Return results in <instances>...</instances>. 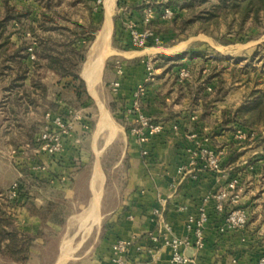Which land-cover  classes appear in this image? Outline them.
<instances>
[{
	"label": "crops",
	"instance_id": "crops-1",
	"mask_svg": "<svg viewBox=\"0 0 264 264\" xmlns=\"http://www.w3.org/2000/svg\"><path fill=\"white\" fill-rule=\"evenodd\" d=\"M118 1L120 0L115 1L114 7L118 6ZM123 1L126 5L124 10H128L126 15L132 18L113 26L112 38H116L119 44L117 48L113 46V49L118 58L111 59L109 69L107 63L105 64L102 75L106 80L107 90L112 91L116 97L115 107L123 121L116 137L112 139L109 137L103 148L99 149L97 145L99 136L96 139L99 121L92 129L93 123L90 120L85 121L80 114L82 118L75 121L74 132L65 140L63 149L55 158L42 156L43 162L47 165L46 169L33 170L34 147L32 148L30 142L25 140L18 148L12 129L0 125V188L4 189L0 191V199L1 194L3 192L6 194L7 189H10L12 183L17 180L18 173L23 176L32 174L46 183V188L39 190L44 194V198L35 196V192H38L36 189L28 194L24 192L23 209L17 206L18 197L11 199L8 196L10 213L20 218L19 229L35 238L26 264H58L68 243L66 240L68 233L65 230L69 226L68 223L76 219L75 214L83 215L85 212L93 221L91 230L95 229V233L90 234L93 242L87 245L85 240H80L73 251L82 252L86 246L84 254L81 253L74 260L66 258L63 264H112V243L119 237L142 238L156 231L160 219L156 212L158 209L168 221L172 236L184 238L188 231L185 224L186 213L181 207L188 205L191 212L198 213L204 204V197L215 188L225 186L236 176L240 178L243 188L241 203L250 211L247 226L240 231L222 233L220 231L222 216L215 211L210 201L206 205L211 217L206 229V246L188 252L197 264H258L259 257L264 254V125L251 128L253 136L246 140L247 143H237L235 133L230 136L226 132L222 116L223 111L228 113L230 109L242 104L240 98H232L235 87L231 88L223 100L215 101L212 108L206 110L204 96L211 95V87L206 84L203 91V81L210 68L205 67L198 77V64L192 60L189 76L181 79L182 65L188 57L180 58V55L184 54L180 49L179 52L153 57L156 69L151 80L146 81L147 68L144 57L152 54L146 53V49L154 47H146L143 51L121 50L131 45L132 26H138L137 22L143 26L142 0ZM103 25L94 42L95 54L101 51L97 43ZM81 76L87 82L83 72ZM116 82L120 83L117 91L114 90ZM217 83L218 80L215 79L211 86L216 87ZM141 84L145 87V92L141 97H136L135 90ZM226 85L233 86L232 81L226 79ZM87 89L90 93L88 82ZM136 105L139 108L138 112L164 122L167 128L164 133L153 137L143 147L135 144L130 133V124L136 115L134 110ZM62 109L66 113L76 111L66 105L62 106ZM131 109L133 110L129 112ZM174 125L178 128L173 129ZM193 132L198 133L196 141L187 136ZM229 142H232L233 150L228 153L222 171L218 173L203 168L201 161L194 160L187 150L195 144L218 148ZM114 147L119 149L114 160L107 166L100 158L102 151L105 150L107 154ZM143 150L149 153L145 155ZM18 157H21L19 162L23 163L21 169H18ZM98 164L105 175L99 213L95 210L93 193V185L96 189L94 173ZM181 166L185 167L184 173L178 170ZM87 171L88 178L83 176ZM85 179L88 180V189L84 183ZM83 188L88 191L90 188L92 197H88V192L85 197L73 194ZM76 197L87 199L88 203H84L76 211L70 207L68 213L62 217L61 223L50 219L44 221L38 213L30 209L32 203L39 207L46 206L50 199L57 202L62 200L63 202H60L63 207L67 203L70 206H78L80 199ZM93 214L96 217H93ZM79 229L74 234L76 238L86 233L84 230L81 233L82 229ZM50 230L57 233V236H51ZM55 239L59 241L58 248H54ZM52 247L54 250L50 253ZM162 254V261H151L147 253L141 255L133 250L130 263L173 264L169 247H165ZM234 259H237V263ZM0 264L17 263L0 255Z\"/></svg>",
	"mask_w": 264,
	"mask_h": 264
},
{
	"label": "rangeland",
	"instance_id": "rangeland-1",
	"mask_svg": "<svg viewBox=\"0 0 264 264\" xmlns=\"http://www.w3.org/2000/svg\"><path fill=\"white\" fill-rule=\"evenodd\" d=\"M54 4L57 3V5L53 8H45L47 0H0V14H3L6 10V5H9L10 7H15L18 10L22 11H28L29 16L28 18H24L22 22H17V21H12L8 27L9 31H12V42L16 43V45H20L23 41L27 44L30 45L31 47L36 46V40L39 36L43 37L44 32L41 29H38L37 34H32L31 31L28 29L30 25L37 24L41 19H42V11H46L50 17L59 20V22L63 24H67L73 29H77L79 32H84V37L79 38L75 45L78 46L79 48H82V45L87 44V53H86V61L81 65V73L83 72L85 68V64L87 60H90L94 58L98 53L95 54L93 51L94 47V42L96 39V36L99 32L95 31L97 27L101 28L103 23L105 22L106 19V3L105 0H51ZM148 0H142V24L143 26H140L137 22L139 29H152L157 35L160 36V42L159 44L152 43V47L157 48L152 51H147L146 53H152L148 54L144 57V64L146 65V71H147V78L148 80H151L149 76V71H148V61L151 59V57H160V54H169V53H174V52H179L178 49H174L172 51H168L170 47L176 46L181 43H185L183 45V48L180 49L181 53H184L188 57L186 60L185 64L182 66V70H190V61L194 60L198 64V68H201V66L204 67H213L216 66L217 69L223 70L224 67L229 65V69L226 71L224 69V77L226 79H229L230 81L233 80L234 77V72H236V79H238L236 82L237 84H233L234 88V94L232 98L238 97L242 101V103L245 100V95H249V92L251 91V87L253 86L254 82H250L247 84H244L243 81H239V78L245 79L243 76H240L239 71L242 70L241 72L245 71V69H248V72L250 73V77L253 80L255 78V72L260 73L259 77V83L260 88H264V31L261 28H256L255 26H251L248 28L245 34L242 35L244 38L242 41L238 40L234 36H228L227 38L222 36L223 33V28L222 30H219L216 32L215 36L208 35L203 32H198V28L194 27L193 30L187 32L186 34H178V31L176 30V21L181 22V20L184 18L186 12L188 11L186 8V4L188 3L189 0H169L170 2V8L172 9L173 12V17L171 19H165L161 17L160 15L156 16L153 22L148 23L147 25L144 20L145 16V8L147 5ZM152 3L158 4L162 3L165 0H149ZM118 6L115 5L113 13H112V19H113V26L117 23H120L126 19H130L129 15H126L128 10H124L125 8V2L123 0H120L117 2ZM129 19L127 21H129ZM198 32V33H197ZM54 36L60 37L58 32L56 34H53ZM218 36V38H216ZM91 37H94L91 40ZM230 39V40H229ZM178 40L176 43L172 44L173 41ZM223 41H228L230 43L225 44ZM32 44V45H31ZM111 45L112 47L114 46L117 48L118 40L116 38H111ZM29 48L30 56L28 59L25 60V63L28 65L30 68V71L32 72L33 70V60H34V52L32 51V48ZM148 47V46H147ZM146 47L142 48H136L132 45L129 44L125 49L127 52H132V51H143ZM168 49V50H167ZM120 50V52H122ZM178 50V51H177ZM143 54V53H142ZM180 54V53H179ZM178 56V55H177ZM185 56V57H186ZM121 57V56H120ZM118 55H115L114 53L109 55L106 59L107 63V68H111L110 64L111 59H117ZM192 58V59H191ZM152 65H153V71L155 72V59L153 58L152 60ZM186 65V66H185ZM249 65V66H248ZM250 67V68H249ZM232 69H236L232 73ZM180 72V75H181ZM246 74H244L245 76ZM146 78V81H147ZM248 78V77H247ZM38 79L40 82L45 83L44 85L46 86L45 90H41L42 88H37L33 89L31 87V91L34 93L33 97L36 99V105L31 106L27 110L24 109V107H19L17 109V118L15 120H10V123L12 125H15V130H14V138L16 140V145L19 148L24 141L30 142L32 148L34 147L37 148L36 146V140L38 139L39 134L45 129L46 127V119H45V114L47 111H56V112H61L64 114H67L64 112L65 110L62 109V106H70L74 108L77 112H79L82 117L85 119V121L90 120L92 124V129L94 126L97 124V122L100 119L101 116V106L102 104L110 114L117 131L115 135L118 134L119 129H121L123 125V121L121 120V117L118 116V110L116 106V97L113 95L112 91L107 90L108 88L106 87V80L102 77L101 80L98 82L96 85V90H97V95H91L88 92L87 89V94L84 93L81 98L76 97L75 93H73L70 89L68 90L66 85L67 83L72 81L71 77H66L62 78L60 74L52 69H46V67H42L38 71ZM2 83L0 84V125L1 126H6L5 124V118L7 115L2 109V102L5 99V96L7 95L3 89L2 85L3 83L6 85V81H1ZM27 83H29V80H26ZM86 82V80H85ZM235 82V83H236ZM142 85V84H141ZM140 86V85H139ZM138 86V87H139ZM86 87H87V82H86ZM137 87V88H138ZM232 88V86L230 87ZM43 91V92H42ZM44 93V94H43ZM22 94V92L20 93ZM43 95V96H42ZM225 127L226 132L231 136L235 133L234 128H229ZM237 127V125H236ZM88 130V129H87ZM112 135V129L105 128L102 133L99 135L98 139V148L101 149L103 148L104 144L106 141H108L109 137ZM114 135V136H115ZM116 137V136H115ZM248 140V139H247ZM237 143H247V141H238L236 140ZM232 142H229L226 146V149L228 150V153L230 151L232 152L233 146L231 144ZM244 145V144H243ZM242 145V146H243ZM238 146V145H236ZM215 148V147H214ZM237 148V147H236ZM119 148L114 147L111 149V151L107 154H105V150L102 151V160H104L107 164L109 165L110 161L114 160V157L117 153ZM104 155V156H103ZM30 156V155H29ZM21 158V157H20ZM18 157V169H21V166L23 163L19 162ZM103 163V161H102ZM33 166V170H36L35 168V163ZM91 172V171H89ZM17 180L16 182L21 180V177L23 174H17ZM84 177L88 178V171L87 173L83 174ZM97 182V181H96ZM86 188L88 189V180L85 179ZM103 183V182H102ZM98 184L96 183V189H94L93 185V193L95 191H102L104 192V185L103 184ZM13 184V183H12ZM12 186V185H11ZM10 186V187H11ZM84 189H79L76 191V193H73L74 195L78 196H83L85 197L86 192H88V197H92V192ZM8 190L6 191V194L3 192L1 195V200L4 201L3 203L5 204V209L8 213H10V210L8 209L9 206V198H8ZM40 189H36L35 196L42 197L44 198V194L42 191H39ZM74 192V191H72ZM23 192L19 191L17 194L18 197V202L17 206L18 208L21 207L22 209L24 208L25 204L23 201L24 195L22 194ZM101 193V194H102ZM76 195V196H77ZM103 196V195H102ZM87 197V198H88ZM95 197V196H94ZM19 198H22V200H19ZM79 198V197H76ZM88 198V200H90ZM80 199V204L78 206L74 205H69L68 203L65 204L64 207V214H62L61 217H64L67 213L69 208L71 207L72 210L76 211L80 209V206L83 205L86 202L84 198H79ZM49 200V199H48ZM47 200V201H48ZM54 199H50L51 201ZM48 201V202H49ZM62 201V200H59ZM63 202V201H62ZM37 208H39L37 206ZM70 209V210H71ZM97 213H99V209L97 210ZM13 213H10L12 217L16 219V225L18 226L19 222V216L17 217L16 215H12ZM22 213H20L21 215ZM18 215V214H17ZM79 215V216H77ZM75 214L76 216L75 220H71L66 230L68 233V238L66 239L68 243L67 245V250H66V245L63 250V255L60 256V261L68 258V260H74L75 258L78 257L81 253L84 251V246L82 249V252L79 250L74 252V248L77 246L80 240H85L87 242V245L91 242H93V237H90V234L93 235L95 233V229L91 230L93 228L92 220L89 219L88 213L85 212V214ZM93 217H96L95 214H93ZM82 218V219H81ZM59 219V216L57 217ZM81 219V220H80ZM96 219V218H95ZM94 219V220H95ZM81 221V222H80ZM82 229L81 233H83V230L86 233L80 234L79 237H75L74 234L77 233L78 229ZM79 229V230H80ZM91 231V232H89ZM51 236H57V233H54L53 230H50L49 233ZM58 239H55L54 242V248H58ZM60 245V244H59ZM52 247L50 253L52 250H54ZM67 260V261H68ZM51 261V260H50Z\"/></svg>",
	"mask_w": 264,
	"mask_h": 264
},
{
	"label": "trees",
	"instance_id": "trees-1",
	"mask_svg": "<svg viewBox=\"0 0 264 264\" xmlns=\"http://www.w3.org/2000/svg\"><path fill=\"white\" fill-rule=\"evenodd\" d=\"M56 5L57 3L54 4L51 0H47L45 8L53 9ZM186 8L188 11L181 22L176 21L177 25L175 26L178 34H186L196 27L198 32L215 36L216 32L223 28V37L227 38L232 35L242 41L244 39L242 35L251 26L261 28L264 31V0H189ZM45 10L42 11V19L28 28L34 36L38 29L44 32L43 37L39 38L38 36L37 45L34 47L27 45L24 41L20 45H16L12 42V31L8 30L12 21L21 23L24 18H28V11L21 12L15 7L6 5L5 12L0 14V84L1 81L7 82L6 85L4 83L2 85L3 91L7 94L2 102V109L6 114H9L5 118V124H7L6 128L12 129V132L15 130V125H12L10 120L17 121V109L24 107L27 110L30 105L33 106L37 103L33 97L34 93L30 90L31 87L33 89H46L45 83L38 79V71L42 67L57 71L62 78L71 77L72 81L65 85L68 90L70 89L75 93L77 99L81 98L84 93L87 94L86 82L81 76V65L86 61L88 45H82V48L75 45L76 41L84 37L85 34L50 17L47 9ZM99 29L97 27L95 31ZM57 32L60 37L53 35ZM93 38L91 37V40ZM177 41L174 40L172 44ZM223 43L228 44L230 42L223 41ZM30 47L34 52L32 72L25 63V60L31 55ZM184 56L186 55L181 54L180 58ZM204 68V66L198 68V77ZM224 69L227 71L229 65ZM224 69H217L216 66H213L205 74L203 91L206 84L211 87V95L204 96L206 110H210L215 101L223 100L231 90V86L226 85ZM235 70L232 69V73ZM241 71L239 74L245 79L239 78V81H243L244 84L253 81L254 84L249 95H245L246 98L241 106L230 109L228 113L223 111V123L226 127L234 128V131H236L238 124L249 128L264 125V88L259 87L261 84L259 83L260 73L255 72V78L252 80L248 69ZM244 74L246 75L244 76ZM233 75L232 84L238 80L235 77L236 72ZM215 79L218 80L216 87L211 86ZM26 80H29V83ZM21 92L22 94H20ZM19 186L24 195V192L28 194L34 189L46 188V183L28 173L21 177ZM3 190L0 188V191ZM3 202L0 199V255L17 264H26L30 258V248L35 238L19 229L16 225V219L6 211ZM30 209L33 210L32 212L38 213L44 221L50 219L55 222H62L61 216L64 214V207L60 201L51 200L46 206L39 208L32 203ZM58 216L59 219H57Z\"/></svg>",
	"mask_w": 264,
	"mask_h": 264
},
{
	"label": "built area",
	"instance_id": "built-area-1",
	"mask_svg": "<svg viewBox=\"0 0 264 264\" xmlns=\"http://www.w3.org/2000/svg\"><path fill=\"white\" fill-rule=\"evenodd\" d=\"M144 20L147 25L153 22L155 17L160 15L165 19L173 17L172 9L170 8L169 0L162 3H152L147 1ZM156 15V16H155ZM160 36L152 29H139L132 26L130 30L131 45L136 48L147 47V44L162 42ZM153 58L148 61L147 67L149 76H153ZM189 76V70L181 72V79H186ZM148 81V78H147ZM120 83L114 84V90L117 91ZM145 92V87L140 85L135 90V96L141 97ZM133 109L129 110L131 112ZM134 110L136 115L130 124V133L134 137V142L139 147L146 146L155 136L164 133L167 128L166 124L158 121L143 112H138V105ZM82 117L79 112L71 111L67 114L48 111L45 114L46 127L39 134L36 140V150L32 157L36 169H46L47 165L43 162L42 156H50L55 158L65 144V140L74 132L75 121ZM178 126L174 125L173 129ZM190 139H197L198 133L193 132L187 135ZM253 136V131L248 126L238 124L235 131V137L238 141H245ZM188 153L194 160L201 161L203 168L209 169L215 173L222 171L223 162L228 156L226 147L212 148L194 145L187 148ZM147 155L149 151L143 150ZM184 173L185 167L181 166L178 169ZM20 191L19 182L15 181L8 190V196L12 199L17 197ZM242 185L238 176L230 179L223 187L215 188L203 199V206L198 210V213L190 211L188 205L181 207L186 213L185 224L188 231L186 237H176L171 234V227L168 221L163 217V212L158 209L159 226L156 231L148 233L145 237L134 236L130 239L119 237L111 245V263L112 264H131L130 257L132 251L135 250L139 254L147 253L151 257V261L163 260V249L169 247L171 249V263L173 264H197L196 260L189 254L188 251L202 249L206 246V229L208 228L211 217L206 208V205L211 201L215 211L222 216V224L220 231L222 233L236 232L243 230L249 221L250 211L241 203ZM165 201V200H164ZM237 263V259H234ZM148 264V263H147ZM258 264H264V254L258 259Z\"/></svg>",
	"mask_w": 264,
	"mask_h": 264
},
{
	"label": "bare ground",
	"instance_id": "bare-ground-1",
	"mask_svg": "<svg viewBox=\"0 0 264 264\" xmlns=\"http://www.w3.org/2000/svg\"><path fill=\"white\" fill-rule=\"evenodd\" d=\"M116 0H105L106 3V21L105 24L103 26V30L100 33L99 37H98V46H100L101 51L99 54H97L94 58L88 60L85 64V68L83 71V75L84 77L87 79L88 82V88L89 91L92 95H97V90H96V85L98 84V82L101 80L102 75H103V71L105 68V64H106V59L109 55H111L112 53L115 52V50L113 49V47L111 46V38H112V33H113V21H112V13L114 10V4H115ZM185 43H181L175 47H173L172 49H167L168 51H172L174 49H182L183 45ZM157 48H147V51H152L155 50ZM95 49H93L94 51ZM111 128L112 129V135L110 136V138L112 139L117 131V128L110 116V114L108 113V111L106 110V108L104 107V105L102 104L101 106V116L99 119V126H98V131L96 133V139L98 138V136L100 135V133H102V131L105 128ZM95 179L98 182V184L102 183L104 181L105 175L104 172L101 168V166L98 164L96 169H95V173H94ZM96 182V183H97ZM102 191H95V197H94V203H95V210L97 211L99 209V202L101 199V194ZM66 260L63 259L61 260L58 264H63V262Z\"/></svg>",
	"mask_w": 264,
	"mask_h": 264
},
{
	"label": "water",
	"instance_id": "water-1",
	"mask_svg": "<svg viewBox=\"0 0 264 264\" xmlns=\"http://www.w3.org/2000/svg\"><path fill=\"white\" fill-rule=\"evenodd\" d=\"M103 26H104V25H103ZM147 46H148V47H150V46H151V44H150V43H148V44H147Z\"/></svg>",
	"mask_w": 264,
	"mask_h": 264
}]
</instances>
